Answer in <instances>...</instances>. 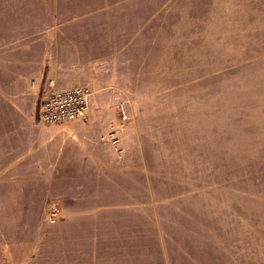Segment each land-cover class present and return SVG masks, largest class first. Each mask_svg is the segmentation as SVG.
Wrapping results in <instances>:
<instances>
[{"label":"rangeland","instance_id":"rangeland-1","mask_svg":"<svg viewBox=\"0 0 264 264\" xmlns=\"http://www.w3.org/2000/svg\"><path fill=\"white\" fill-rule=\"evenodd\" d=\"M0 264H264V0H0Z\"/></svg>","mask_w":264,"mask_h":264},{"label":"built area","instance_id":"built-area-1","mask_svg":"<svg viewBox=\"0 0 264 264\" xmlns=\"http://www.w3.org/2000/svg\"><path fill=\"white\" fill-rule=\"evenodd\" d=\"M91 90L87 86L46 90L38 103L37 118L43 124L83 122L89 117ZM126 115L123 114V118Z\"/></svg>","mask_w":264,"mask_h":264}]
</instances>
